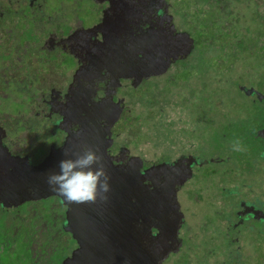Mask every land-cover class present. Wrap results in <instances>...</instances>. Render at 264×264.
<instances>
[{
    "label": "flooded vegetation",
    "instance_id": "flooded-vegetation-1",
    "mask_svg": "<svg viewBox=\"0 0 264 264\" xmlns=\"http://www.w3.org/2000/svg\"><path fill=\"white\" fill-rule=\"evenodd\" d=\"M47 1L0 0V264H154L146 263V256L162 258L156 264H216L208 260L213 254L207 248L212 226L219 238L225 239L218 264H264V255L253 252L257 237L264 233L261 193L255 200V192L243 185V189H235L240 193L234 194L229 190L234 184L224 182V170L209 171V162L223 165L225 160L208 157L204 150L208 144L210 81L198 68L208 65L186 61L197 48H219L223 54L217 73L229 72L246 52L238 46L244 29L234 40L228 39L233 25L252 17L246 9L250 6L255 7V23L264 29V7L259 6L264 0H88L98 12L89 26L76 16L82 0H70L69 5L59 1L51 10H46ZM14 2L26 5L19 11ZM239 2L242 9L235 10L232 4ZM213 13L216 18L211 21ZM175 15L183 20L178 21ZM14 17L19 19L15 24ZM214 25L217 31L208 39L209 28ZM101 33L108 34L105 40ZM253 39L247 55L261 53L264 48L263 36ZM4 41L12 46L6 48ZM97 48H139L143 60L139 69L122 72L129 79L115 81L109 67L119 63L101 61L105 53ZM224 48L228 50L224 52ZM191 62L199 67L193 70ZM99 65H109L108 71ZM245 71L235 77L236 89L242 91H237L238 95L251 104L263 102L264 95L248 81L251 75L246 80ZM218 76L217 86L232 84L224 75ZM98 77L102 80L97 84ZM168 78L184 82L181 89L187 93L176 109L186 118H168L166 108L155 99L156 86L161 81L166 86ZM168 84L178 89L175 83ZM159 95L168 107L171 98ZM196 102L204 108L193 110L191 105ZM95 104H105L109 110L98 114L104 128L112 124L102 138L111 141L104 144L111 165H120L123 173L136 167L142 174L157 168L153 177L144 178L149 198L141 195L139 204L155 198L157 188L165 184V189L158 191L159 203L152 206L158 214L147 224L151 226L147 238L144 219L140 218L136 226L135 222L129 224L127 213L120 222L123 214L109 213L108 205L69 204L47 183L48 175L67 158L62 154L68 149L67 140H78L82 127L91 120L95 127L97 118L91 116ZM241 120L238 117L233 122L236 130L242 128ZM132 128L138 131L137 141L174 139L176 155L162 156L167 150L160 152L156 142V153L150 159L136 154L128 144L118 145L120 135ZM254 133V139L264 143V125ZM183 138L186 143L182 147ZM238 156L235 152L239 162ZM196 173L215 179L211 191L214 209L211 221L204 219L202 210L199 215H190L195 221L191 224L184 210L204 204L203 193L195 192L197 200L187 190L190 207L181 206L185 197L180 198V194L198 180ZM34 175L41 177L40 186L20 188ZM256 186L264 190V171ZM132 210L140 213L137 208ZM164 226L168 236L157 247L152 246L160 230L164 234ZM254 241L251 251L247 246ZM233 252L234 261H221Z\"/></svg>",
    "mask_w": 264,
    "mask_h": 264
},
{
    "label": "rangeland",
    "instance_id": "rangeland-1",
    "mask_svg": "<svg viewBox=\"0 0 264 264\" xmlns=\"http://www.w3.org/2000/svg\"><path fill=\"white\" fill-rule=\"evenodd\" d=\"M61 1L63 4L69 5L71 3L70 0H48L46 4V10L53 9V6L57 5V3ZM19 5L18 9L19 11L26 5L25 2L23 3H16L14 2L13 5ZM81 7L76 14V16L79 18V20L84 24L89 26L93 22H95V19L97 17V9H95V6L91 4L88 0H82ZM233 8L240 9L242 2L239 3H233ZM256 6V5H253ZM260 9L264 7V1L259 4ZM175 7V4H173V9ZM242 9V8H241ZM248 14H253L252 17L247 16L248 19L245 20V23H239L236 25H233L235 28L231 34L227 27L225 30V34L229 35L228 39L234 40L235 37L238 36V31L245 30V35H241L239 38L238 46L241 48H245L246 52H242V55L236 60L235 63L232 64V69L225 73H217L218 70V64L221 62V56L223 52L219 53V48H197L195 49V52L192 56H189L186 58V61H203L208 65L206 66H200L197 64V62H191V66L193 67V70L198 68V71L203 73V77H208L210 81V85L208 84V99H209V110L207 111L208 115V144L204 147V150L207 152L208 157L213 158H220L225 164H211L208 163V169L209 171H215L218 172V170L226 172L225 177V183L230 181V184H234L233 187H230L229 190L234 194L240 193L239 191L235 192V189H243V185H247L248 189H251L254 193V197L256 200V197L258 194L261 193V197L264 201V190L263 189H257V186L255 187V184L258 182L259 174L261 171H264V143H262L260 140L254 139L255 135V129L261 128L264 125V101L257 104H251L250 101L247 102L245 99L240 97L238 94L242 91L236 89V78L238 79L240 77V74H243L244 69H247L248 74L246 75V80L249 78L248 81H250L253 84H256L255 87L264 95V48H262L261 53H256L253 55H247V52L250 51L251 48H249V45L253 44L254 36H263L264 37V29L260 28L254 20L255 13V7L251 8L246 7ZM12 10H16V7L12 6ZM2 11V10H1ZM183 13L186 14V11ZM173 14V11H172ZM174 16V15H173ZM186 16V15H185ZM176 19L178 21H182V17H177L175 15ZM174 17V20H175ZM199 18H201L199 16ZM216 18V14H212L209 19L212 21ZM226 18V17H225ZM14 23L17 19L16 17L13 18ZM219 23V22H218ZM222 25L220 26L221 29ZM209 36L208 39H211V35H214L215 31H217L216 25L209 28ZM6 34V32H3ZM23 36H27V34H23ZM1 39V38H0ZM210 42V40H208ZM6 48H9L12 46L10 43H6L5 41L2 42ZM224 52H226L228 49L224 48ZM198 56V57H196ZM237 65V69H236ZM239 70V73L237 72ZM224 75V77L229 79L232 84L226 85L225 83H222L221 85L217 86V81L219 79L218 75ZM222 77V76H221ZM236 77V78H235ZM156 83H159L156 81ZM167 85L165 86L162 81L156 86L154 90V95L156 96L155 99L159 104H163V106L166 108V112L168 113V118L170 116L179 115L181 118H186L185 115L179 114L178 112L180 110L176 109V106L179 105L181 102H183L184 94L187 93V90H183L182 83L183 81L178 80H172L171 78H168L166 80ZM168 83H175L178 89L174 87V85H170ZM166 89V90H165ZM239 93H238V92ZM165 92L168 94L166 95ZM159 93H162L164 96H169L171 98L170 105L167 107L166 102H163V98L159 95ZM170 94V95H169ZM206 103V101H205ZM165 104V105H164ZM217 106L221 107L220 109L217 108ZM191 108L193 110L204 108L203 104L200 102L193 103L191 105ZM219 109V112H218ZM175 110H177L175 112ZM224 113H223V112ZM189 117L191 115L189 114ZM241 117V123L242 128L240 130H236L234 128L235 120ZM191 123V121H189ZM180 130H176V132H179ZM218 132L216 134V132ZM171 132H169L170 134ZM234 136V138H232ZM139 139L138 131L136 132V129L125 131L124 134H121L120 137L117 140L118 145L122 144H128L130 149H136V154H141L142 156L147 157L148 159L153 157V153H156V150L153 148V144L155 142L159 145L160 144V152L167 150L162 154V156L165 153H169L171 156L176 155L177 148H172L177 141L173 142L174 139H165L161 140L159 143L157 141L148 140V141H137ZM185 139L183 138L182 147ZM205 141V140H204ZM136 143V146H134L132 143ZM196 146V145H194ZM170 148V149H169ZM199 152V151H198ZM235 152L239 153L238 159L235 158ZM197 153V151H196ZM156 158H158V155L156 154ZM210 171V172H211ZM240 173V174H239ZM235 174H239L238 176H235ZM232 175V176H230ZM196 176L198 180H194L190 182L186 186V190L183 191L180 194L181 197H185V202L182 207H190L192 204L189 199V193H187V190H191L192 198L197 199L195 197V192L200 191L203 193V198L205 199L204 204L195 206L191 210H184L189 215V222L191 224H195L194 218L192 215L195 213L196 215H199L201 211L203 210V214L205 211L204 219H208V221H211L213 219L212 216V210L214 209V206L211 207V204L213 203L211 191H214V178H203L199 173H196ZM252 182V183H251ZM232 193V194H233ZM232 196V195H231ZM230 196V197H231ZM249 196V194H248ZM260 197V198H261ZM227 200V196L225 197ZM198 200V199H197ZM207 206H209L207 208ZM202 221H203V217ZM261 228L264 230L263 226L261 225ZM210 240L208 242L207 248L210 249V251L213 252L212 256L208 259L209 263H216L218 264L219 259L221 258V250H222V243L224 242V237L219 238L217 230L214 226L211 227V233H210ZM209 239V237H208ZM244 239V233H242L241 236V243ZM193 240L190 241V243ZM194 242V241H193ZM247 240L245 241V243ZM195 243V242H194ZM255 245V241L252 244H249L247 248L249 250H253ZM258 251L259 254L264 255V233L257 237L256 240V248L253 250V252ZM236 259V253L233 252L231 255L223 256L224 263H230ZM248 264H251L249 261Z\"/></svg>",
    "mask_w": 264,
    "mask_h": 264
},
{
    "label": "water",
    "instance_id": "water-1",
    "mask_svg": "<svg viewBox=\"0 0 264 264\" xmlns=\"http://www.w3.org/2000/svg\"><path fill=\"white\" fill-rule=\"evenodd\" d=\"M102 34V33H101ZM115 34V33H114ZM116 35V34H115ZM113 35V37H115ZM108 36V34L103 33L102 37L105 40V38ZM112 37V35L110 34ZM105 44V43H103ZM100 51H104L105 56L101 59L103 62L110 63L113 60L114 62L117 61L119 64L114 63L109 67V65L101 66L99 65V68L103 67L108 71L109 67V73L112 71L113 73V79L118 80L119 78H124V79H129L126 76L122 75V72L124 71H133L139 69V61H142V55L143 51H141L139 48H103L102 50L97 48ZM148 50V49H147ZM151 50L155 51L154 48H151ZM140 55V57H139ZM124 56V58H122ZM121 59L125 61V64L120 65ZM136 75V73H134ZM99 80L101 81L102 79L98 77V82ZM109 111L108 109L106 110L105 104L97 105L95 104V109L91 113V116L97 118V122L93 124V121L87 124L85 128L82 127V130L80 134H78L79 139L68 142L67 140V145L68 149H64L63 155H65L67 158L65 159H75L77 155H82V148L84 146H87L94 151H96L97 155L102 157V163L105 168V171L109 177L108 179V185H109V190L106 193H101L98 188V194L95 202H91L93 205H103L104 208L106 205H108L110 208L106 211H109L111 214H116L118 213L123 214V217H119L120 222H124V213H127V219L129 224L132 222H135V225L137 226L138 220L140 218L144 219L145 223L142 222L144 231H145V237H148V232L151 230V226H148L147 224L149 223L150 219H154L158 212L154 210L152 207L153 204L158 202V199L160 198V194L158 191L165 189V184L162 182V184L157 188L155 198H150V200L145 201L143 203H140V196L144 195L148 197V193L146 192L147 186L144 183V178L146 176H154L153 174L157 173V168L155 169H150L146 171L145 173H138V168L136 169H130L126 170L124 173L122 170V167L120 165H111V160L106 157L104 149H106V145L104 144H110L111 141H102V138L104 137L105 133L109 130L111 127V122L108 124V127L104 128L102 123L100 122V116L98 112H106ZM93 114V115H92ZM118 117V116H117ZM109 133V132H108ZM108 144V145H109ZM68 150V151H67ZM64 151H67L64 153ZM60 162L58 163V166H56V171L55 173H59L60 169L59 168ZM95 165H93V168L95 169ZM139 167V166H138ZM140 168V167H139ZM39 172L41 170L37 169ZM145 174V175H144ZM166 180V179H165ZM41 177L34 175L32 178L27 179V181H23V184L20 188H25V189H34L36 186H40L41 184ZM153 182V181H152ZM149 198V197H148ZM107 199V200H105ZM139 209L140 213L134 212L132 209ZM111 210V211H110ZM151 210L155 211L156 213H153ZM178 210V208H177ZM105 212V211H104ZM136 213V214H134ZM133 217H132V216ZM160 215V214H159ZM164 234H161L162 231L160 230V233L156 235L158 241H154L152 246L157 247L162 240L168 236L167 232V227L164 226ZM176 234V232H174ZM153 252V251H152ZM162 258H157V257H145V262L146 263H158Z\"/></svg>",
    "mask_w": 264,
    "mask_h": 264
},
{
    "label": "clouds",
    "instance_id": "clouds-1",
    "mask_svg": "<svg viewBox=\"0 0 264 264\" xmlns=\"http://www.w3.org/2000/svg\"><path fill=\"white\" fill-rule=\"evenodd\" d=\"M82 155L60 162L59 173L48 175L47 183L51 191L58 193L69 204L95 202L98 188L101 193L109 190L108 175L102 157L96 151L84 146ZM95 165V169L93 168Z\"/></svg>",
    "mask_w": 264,
    "mask_h": 264
}]
</instances>
